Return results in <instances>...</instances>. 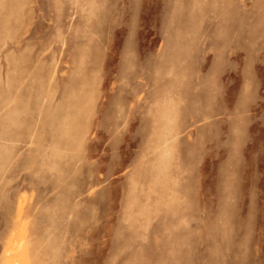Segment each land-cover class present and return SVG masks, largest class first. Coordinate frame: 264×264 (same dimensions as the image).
I'll return each mask as SVG.
<instances>
[{"label": "rangeland", "instance_id": "1", "mask_svg": "<svg viewBox=\"0 0 264 264\" xmlns=\"http://www.w3.org/2000/svg\"><path fill=\"white\" fill-rule=\"evenodd\" d=\"M0 264H264V0H0Z\"/></svg>", "mask_w": 264, "mask_h": 264}]
</instances>
